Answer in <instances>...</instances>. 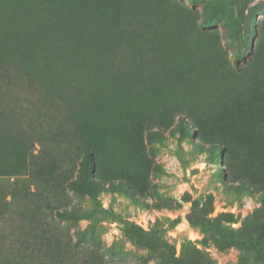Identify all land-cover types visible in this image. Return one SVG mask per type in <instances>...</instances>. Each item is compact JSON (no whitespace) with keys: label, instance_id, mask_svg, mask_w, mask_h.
Instances as JSON below:
<instances>
[{"label":"rangeland","instance_id":"1","mask_svg":"<svg viewBox=\"0 0 264 264\" xmlns=\"http://www.w3.org/2000/svg\"><path fill=\"white\" fill-rule=\"evenodd\" d=\"M263 21L264 0H0V264H264L263 168L199 130L241 88L218 56L238 72L241 26L253 49ZM84 146L108 169L94 243L56 215L91 208L67 186ZM199 214L251 246L204 236Z\"/></svg>","mask_w":264,"mask_h":264},{"label":"trees","instance_id":"2","mask_svg":"<svg viewBox=\"0 0 264 264\" xmlns=\"http://www.w3.org/2000/svg\"><path fill=\"white\" fill-rule=\"evenodd\" d=\"M254 32L255 26L242 24L238 42L240 48L250 54V57L245 65L238 67L240 55L238 52L235 53L234 66L238 72L230 68V64L225 56H218V63L216 66L214 65V70H218L223 75L227 74L225 78L234 79L236 86L241 84V88L238 92H235L236 94L234 93L235 95L231 98L230 102L226 103L224 100H221L215 107H209L207 111L202 113L206 121L217 129V134L213 136L210 133L204 132L202 126H199V130L202 131V137L210 138L212 139L211 142L218 145L222 144L221 140H230L232 142L230 149L243 158L244 162L250 159L257 162L259 166H262L263 171L257 178L264 179V164L261 162L264 160V21L260 27L257 41L253 49H251L255 36ZM194 106L196 108V105ZM175 110L178 112L177 106ZM188 116L198 126V120L194 119V109L192 106L191 112L190 107H188ZM178 118L179 128L190 133L184 127L182 118ZM210 150L214 155L221 154L218 146L210 147ZM100 153V151L94 148L82 147L77 177L67 183L70 190L88 197L91 208L73 207L69 210L63 208L62 211H56L57 217L63 221H88L89 225L81 233V238L88 233L93 243L97 238L96 236L99 235L97 232L101 228V223L108 218H105V216H110L108 211L99 206L97 199L98 194L103 190L100 180L104 177L107 178L108 172V169L100 165L104 161V158H100ZM17 174L19 173L8 172V175L12 176H17ZM253 182L256 183L257 179H254ZM243 184L241 182L237 188H247ZM110 186L114 187L113 183L110 182ZM114 188L123 192L126 191L125 183L121 180L116 182V187ZM225 216L221 215L220 217L223 218ZM190 221L191 224L199 228L204 236H216L217 239H223L222 242L224 244L228 243V245L251 246V244L248 245L250 242L233 236L231 234L232 231L221 225L218 219L210 221L205 216L200 215L191 217ZM123 233L137 241L142 239L141 234L144 235L138 227L127 222L123 225ZM167 258L166 264H174L176 261L173 254Z\"/></svg>","mask_w":264,"mask_h":264}]
</instances>
